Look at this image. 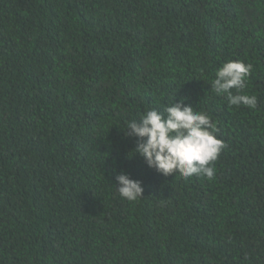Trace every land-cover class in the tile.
I'll return each mask as SVG.
<instances>
[{
	"label": "trees",
	"instance_id": "1",
	"mask_svg": "<svg viewBox=\"0 0 264 264\" xmlns=\"http://www.w3.org/2000/svg\"><path fill=\"white\" fill-rule=\"evenodd\" d=\"M237 59L256 109L211 88ZM181 98L225 143L213 180L128 155ZM0 264H264V0H0Z\"/></svg>",
	"mask_w": 264,
	"mask_h": 264
},
{
	"label": "clouds",
	"instance_id": "2",
	"mask_svg": "<svg viewBox=\"0 0 264 264\" xmlns=\"http://www.w3.org/2000/svg\"><path fill=\"white\" fill-rule=\"evenodd\" d=\"M252 64L242 60H227L215 70L211 88L223 95L231 106L256 109L257 97L247 94L246 79ZM183 99L159 108L146 109L138 119L126 123L125 135L136 142L128 155L139 154L146 165L167 176L179 173L184 178L193 176L215 178V162L225 143L217 137V128L210 115L196 111ZM116 190L128 201L143 197L142 183L129 174L120 172L115 177Z\"/></svg>",
	"mask_w": 264,
	"mask_h": 264
}]
</instances>
